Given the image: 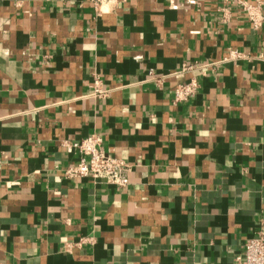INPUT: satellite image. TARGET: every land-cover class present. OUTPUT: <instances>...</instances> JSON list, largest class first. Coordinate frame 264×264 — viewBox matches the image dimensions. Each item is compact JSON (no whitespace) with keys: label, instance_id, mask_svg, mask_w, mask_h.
Returning a JSON list of instances; mask_svg holds the SVG:
<instances>
[{"label":"crops","instance_id":"1","mask_svg":"<svg viewBox=\"0 0 264 264\" xmlns=\"http://www.w3.org/2000/svg\"><path fill=\"white\" fill-rule=\"evenodd\" d=\"M246 7L264 18V0H0V264H232L264 236V19ZM90 134L124 187L64 175Z\"/></svg>","mask_w":264,"mask_h":264},{"label":"built area","instance_id":"2","mask_svg":"<svg viewBox=\"0 0 264 264\" xmlns=\"http://www.w3.org/2000/svg\"><path fill=\"white\" fill-rule=\"evenodd\" d=\"M97 13L101 12V5L110 2V0H92ZM247 13L255 25L260 24L264 19L258 16L250 7H246ZM229 57H239V52L229 51ZM197 87L195 79H190L186 83L178 84L174 89L175 100L182 101L190 97ZM91 95L96 98L107 96V90L102 86L99 77L93 80ZM101 138L97 134H90L80 141L74 142L73 146L79 151V158L76 163L67 166L64 169L66 177H91L101 178L110 184L118 187H124L128 183L127 163L111 155H107L100 148ZM232 264H264V236L262 232L251 237L245 242L244 251L237 255Z\"/></svg>","mask_w":264,"mask_h":264},{"label":"clouds","instance_id":"3","mask_svg":"<svg viewBox=\"0 0 264 264\" xmlns=\"http://www.w3.org/2000/svg\"><path fill=\"white\" fill-rule=\"evenodd\" d=\"M110 3H115V0H110ZM107 10H108V5L106 4L105 11H107Z\"/></svg>","mask_w":264,"mask_h":264}]
</instances>
